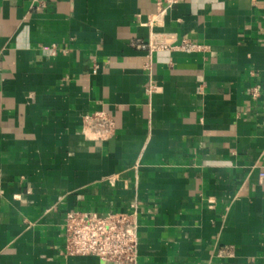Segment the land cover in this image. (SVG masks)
<instances>
[{
    "label": "crops",
    "instance_id": "0c3cea01",
    "mask_svg": "<svg viewBox=\"0 0 264 264\" xmlns=\"http://www.w3.org/2000/svg\"><path fill=\"white\" fill-rule=\"evenodd\" d=\"M162 2L0 0V264H113L68 212L132 213L130 264H264V0Z\"/></svg>",
    "mask_w": 264,
    "mask_h": 264
},
{
    "label": "built area",
    "instance_id": "2783aa9c",
    "mask_svg": "<svg viewBox=\"0 0 264 264\" xmlns=\"http://www.w3.org/2000/svg\"><path fill=\"white\" fill-rule=\"evenodd\" d=\"M177 1L163 0L158 6L156 15H163ZM139 46L149 51L177 48L184 52H192L201 48L200 45L191 43L187 39L176 44L166 34H156L149 42L139 43ZM153 91V85L146 88L148 94ZM255 91L256 89L253 94L256 93ZM83 122L88 129L95 131L97 137L105 136L114 126L113 120L103 111L86 115ZM259 180L264 183V171L259 173ZM135 228L132 213H112L99 217L83 212H68L64 221L66 253L93 255L113 264H130L136 254Z\"/></svg>",
    "mask_w": 264,
    "mask_h": 264
}]
</instances>
